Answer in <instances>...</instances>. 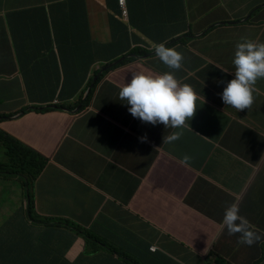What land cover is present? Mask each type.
Instances as JSON below:
<instances>
[{"label":"clouds","instance_id":"clouds-1","mask_svg":"<svg viewBox=\"0 0 264 264\" xmlns=\"http://www.w3.org/2000/svg\"><path fill=\"white\" fill-rule=\"evenodd\" d=\"M90 1L107 13L112 39L111 18L117 21L116 40L124 42L126 54L114 62L97 61L77 90L60 83L49 102L0 114V163L7 164L0 169V233L14 232L19 240L29 241L31 249L55 231L54 217L68 221L64 234L47 244V255H38L41 264L45 258H50L48 264H264V204L257 206L264 200V41L241 37L230 63L202 67L193 43L214 28L196 36L184 10L186 29L166 43L152 44L133 26L128 0L118 2L120 14L114 4L105 9L104 0ZM66 2L67 12L55 19L47 34L57 55L60 48L80 50L99 42L92 33L89 0H82L83 12ZM261 9L264 6L228 24H246ZM81 26L88 27L86 40H78ZM136 36L147 39L153 51L141 55L142 49H149L139 45ZM158 58L169 69L147 75L157 71L147 62ZM127 60L132 61L114 69ZM133 65L148 71L138 69L121 77L120 83L119 74ZM112 89L118 91L121 114L110 116L121 126L127 123L137 142L126 144L122 138L119 151L101 155L96 139L82 132L66 156L86 171L74 166L64 171L37 146L3 130L1 123L30 112L87 116L99 97ZM200 125L207 130H198ZM245 131L259 139V146L251 145ZM2 135L16 142L15 162L5 157ZM147 144L149 148L141 151ZM162 156L188 166L193 177L175 182ZM135 160L136 170L123 171ZM104 171L120 184L105 187ZM237 175L248 185L237 184ZM130 176L140 180L138 187ZM189 186L201 188L199 205L191 203L190 196L181 199ZM177 190H182L180 196L169 193ZM248 197L250 202L245 201ZM58 198L63 199L59 204L68 202L65 212H54ZM246 218L254 222V229ZM69 233L77 250L61 242ZM256 240L259 251H254Z\"/></svg>","mask_w":264,"mask_h":264},{"label":"crops","instance_id":"crops-1","mask_svg":"<svg viewBox=\"0 0 264 264\" xmlns=\"http://www.w3.org/2000/svg\"><path fill=\"white\" fill-rule=\"evenodd\" d=\"M70 3L80 12L85 10L78 0L73 3L70 0ZM261 6H264V0H185L184 15L196 36L214 28L193 43L199 65H217L221 61L230 63L234 45L241 37L264 41V9L253 14L246 24H228L242 20ZM66 7V0H0V114L14 113L24 106L49 102L55 95L60 76L54 73L51 79L56 82L51 83L47 92L41 93L36 82L27 88L23 66L28 64L32 67L35 64L36 46L49 33L55 19L67 12ZM89 8L94 39L99 41L105 37V42L111 38L107 13L90 0ZM86 30L88 27L79 28L78 40L86 36ZM137 39L147 40L141 37ZM136 70L137 65L127 67L119 74L118 81L121 83V77L123 79ZM139 70L148 71L146 67ZM187 70L191 69L187 67ZM117 95L118 91L115 89L104 92L87 116H74L62 111L30 112L19 119L7 120L1 124L6 132L37 146L50 159H55L56 164L64 171H73V165L66 153L75 147L82 132L96 139L97 150L101 155L119 151L122 138L126 144L137 142L135 131H129L127 123L124 122L121 126L110 116V107H118L121 102ZM193 153L196 154V150ZM162 157L170 165L175 182L193 177L188 166L174 162L166 156ZM214 172L223 171L216 169ZM233 179L237 184L241 182L244 186L248 185L242 175L234 176ZM169 193L180 196L182 190ZM186 196H190L191 203L199 205L202 199L201 188L189 186L181 199ZM263 204L264 200L257 206ZM213 211L214 208L211 209ZM23 243L14 232H1L0 264H37V258L31 254L27 245L21 249ZM49 262L50 258L42 260V264Z\"/></svg>","mask_w":264,"mask_h":264},{"label":"trees","instance_id":"trees-1","mask_svg":"<svg viewBox=\"0 0 264 264\" xmlns=\"http://www.w3.org/2000/svg\"><path fill=\"white\" fill-rule=\"evenodd\" d=\"M82 4V0H78ZM120 0H106L104 8L109 9L112 4H114V9H117V14H120L118 2ZM130 4L131 21L133 26L141 31L151 42L155 43H166L167 41L173 39L177 36L181 30H185L186 27L183 25L184 17L183 10L185 6V0H138V3L133 6L136 0H128ZM73 3L74 0H71ZM112 34L114 39L109 38L105 42V37H103L98 43L87 44L80 50L78 46H73L68 50H62L60 48L59 54L57 55L53 51V46L51 40L44 35L40 44L36 46V57L35 64L31 67L26 64L23 66L24 73L26 75L27 88L34 85L35 82L39 89V92L44 93L48 91L51 83L56 81L51 79V77L56 73L60 78L58 79V84L63 83V87H73L76 90L84 82L88 71L97 61H110L113 62L124 56L125 44L121 40H116L119 32V26L114 18H111ZM84 40L87 39L85 36ZM141 42L146 48L140 51L141 55H146L151 53L153 50V45ZM43 60V61H42ZM132 60H127L126 62L116 66L114 69L124 66L131 62ZM41 64V68H39ZM64 72V79L61 78V73ZM39 75V79H38ZM38 79V80H37ZM2 142L5 148V157L8 156L9 163L15 162L17 158V146L14 139L8 135H2ZM6 163H0V169L5 167ZM139 166V161L135 160L131 164L123 168V171H134ZM128 180L136 185L140 184V180L135 176H130ZM73 198L74 194L71 193ZM248 197L245 201L250 202ZM68 202L60 203L54 212L62 213L67 210ZM250 207V205L248 206ZM256 208L249 209L246 213L247 215L254 212ZM249 224L254 229V222L250 218H246ZM57 222L55 231L47 236L43 241L38 242V247L31 248V254L37 258V264H41V259L38 257L39 254L43 256L47 255L45 248L47 244L51 242H56L61 235L64 234L63 229H68L69 222L65 220H60L58 217L53 218ZM67 226H65V225ZM28 237V235H27ZM61 242L65 245L71 246L74 250H77V243L75 237L72 233L66 234L61 238ZM29 241L25 240L21 249L27 245ZM254 251H259L260 242L256 240L254 243ZM261 245V244H260ZM71 261V258L68 259Z\"/></svg>","mask_w":264,"mask_h":264},{"label":"rangeland","instance_id":"rangeland-1","mask_svg":"<svg viewBox=\"0 0 264 264\" xmlns=\"http://www.w3.org/2000/svg\"><path fill=\"white\" fill-rule=\"evenodd\" d=\"M148 65H150L149 67L150 68H154L155 70L157 71H148L147 72V75H159V74H162L163 73V70H166V69H169L166 65H164L160 60L159 58L156 59V60H150L147 62ZM228 66V65H226ZM138 69H141L142 66L141 65H138L137 66ZM224 66H220L219 68L223 69ZM110 103V102H108ZM120 105V104H118ZM109 113L112 114V115H115V116H119L121 114V109L119 107H110V110H109ZM197 129L198 130H201V131H205L207 130V128L205 126H197ZM243 134L245 135V137H247V140L249 142H251V145L257 147L259 146L260 144V141L259 139L250 131H245L243 132ZM139 145V143H138ZM150 144H147L146 146L142 145V148L140 149L141 151H146L148 148H149ZM139 149V148H138ZM81 157H82V160L84 161L85 160V157H84V152L81 153ZM70 162L71 164L77 168L79 171H86V167L77 163L73 158H70ZM90 177L92 178V175L89 173ZM101 180L102 182L105 183V187H111V186H115L117 184H120L118 183V181L116 179H114L107 171H104V173L101 175ZM119 186V185H118ZM103 193H105L103 191ZM63 199L61 198H58L55 203L56 204H59V201H61Z\"/></svg>","mask_w":264,"mask_h":264}]
</instances>
